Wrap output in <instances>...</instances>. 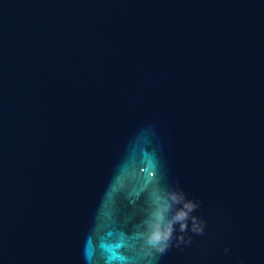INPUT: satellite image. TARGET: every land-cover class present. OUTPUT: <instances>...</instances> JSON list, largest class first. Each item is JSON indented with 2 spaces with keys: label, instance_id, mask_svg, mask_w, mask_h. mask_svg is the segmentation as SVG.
Wrapping results in <instances>:
<instances>
[{
  "label": "water",
  "instance_id": "water-1",
  "mask_svg": "<svg viewBox=\"0 0 264 264\" xmlns=\"http://www.w3.org/2000/svg\"><path fill=\"white\" fill-rule=\"evenodd\" d=\"M0 264H264V0H0Z\"/></svg>",
  "mask_w": 264,
  "mask_h": 264
},
{
  "label": "snow or ice",
  "instance_id": "snow-or-ice-1",
  "mask_svg": "<svg viewBox=\"0 0 264 264\" xmlns=\"http://www.w3.org/2000/svg\"><path fill=\"white\" fill-rule=\"evenodd\" d=\"M160 239H161V237H160L159 235H155V237H154V240H155V241L158 242Z\"/></svg>",
  "mask_w": 264,
  "mask_h": 264
}]
</instances>
